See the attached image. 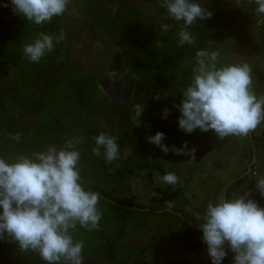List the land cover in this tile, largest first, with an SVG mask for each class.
<instances>
[{"label": "rangeland", "instance_id": "1", "mask_svg": "<svg viewBox=\"0 0 264 264\" xmlns=\"http://www.w3.org/2000/svg\"><path fill=\"white\" fill-rule=\"evenodd\" d=\"M197 2L213 15L189 28L194 45L179 46L182 25L166 18L158 0H70L63 15L42 25L3 7L10 0H0V158L12 162L84 138L78 145L80 182L85 190L110 197L100 195L97 230L79 225L71 230L74 242H84V264H211L196 220L207 203L244 178L228 197L251 189V198L264 208V198L254 189L264 177V119L247 137L217 139L213 131L180 130V113L173 106L180 103L195 53L202 49L218 51L222 64H247L250 92L264 97V15L255 13L254 4L237 6L236 0ZM47 24H54L63 39L39 63H30L23 45L34 42ZM163 24L171 27L162 31ZM177 48L188 50L186 60L193 63L175 73L165 69L163 87L158 61ZM156 93L159 100L153 98ZM134 103L145 104L139 127L131 120ZM165 108L170 112L162 118ZM100 132L117 138L121 154L113 164L105 163L103 150L100 156L92 152V137ZM156 132L165 133L169 148L187 142L196 149L195 159L171 151L165 155L146 140ZM168 172L179 177L177 185L160 181ZM115 199L133 205L114 208ZM131 209L142 213L131 214ZM233 255L229 251L222 264H231ZM0 264L46 262L5 239L0 240Z\"/></svg>", "mask_w": 264, "mask_h": 264}, {"label": "clouds", "instance_id": "2", "mask_svg": "<svg viewBox=\"0 0 264 264\" xmlns=\"http://www.w3.org/2000/svg\"><path fill=\"white\" fill-rule=\"evenodd\" d=\"M167 19L181 24L178 45H194L196 37L189 28L212 17V12L197 0H158ZM70 0H10L13 13L28 22L42 25L61 16ZM255 5L254 11L264 15V0H236L237 6ZM169 24L161 26L167 31ZM63 35L38 33L32 43L23 45V55L30 63H39L54 50ZM218 51L197 50L190 83L182 90L179 104L178 128L186 134L199 129L213 131L217 139L228 136L247 137L264 119V97L258 99L250 86L253 81L247 64H222ZM186 64L193 61L185 60ZM167 96V93H163ZM161 98L160 93L153 97ZM132 124L139 127L145 104L132 105ZM170 110L165 108L162 118ZM19 139V135L15 137ZM165 133L156 132L146 137L167 155L191 156L195 148L184 142L180 148L163 143ZM92 152L101 155L106 164L120 158L121 149L115 136L100 132L92 137ZM83 137L68 139L60 149L50 147L31 155H19L12 162L0 158V240L15 242L20 252H35L46 264H84V242H74L71 230L77 225L88 231L97 230L102 213L97 205L98 192L88 191L81 184L78 145ZM191 159V160H192ZM111 171V169H109ZM166 185H177L179 177L168 172L159 177ZM254 189L264 198V177L256 180ZM249 189L229 198L225 192L209 201L202 215L196 217L198 230L211 264H222L229 251L234 255L231 264H264V208L251 198ZM167 202V208H172Z\"/></svg>", "mask_w": 264, "mask_h": 264}, {"label": "trees", "instance_id": "3", "mask_svg": "<svg viewBox=\"0 0 264 264\" xmlns=\"http://www.w3.org/2000/svg\"><path fill=\"white\" fill-rule=\"evenodd\" d=\"M40 32H43L45 34H55L57 36V30L54 24H47L45 25ZM38 36L35 38L37 39ZM189 52L188 50L184 49V48H177L175 50V52H173L170 55H167L165 57H163L161 60L158 61V66L156 67V69L158 70L159 73V81H160V85L165 87L167 86V77H168V70H170L172 73L177 72L180 67L185 63V60L187 59ZM165 69H168L165 73L166 76L164 74ZM244 182V178H241L237 181H235L234 183L230 184L227 189H226V196H230L231 193H233L235 191V189L237 187H239L242 183ZM88 191H93V192H98L100 195H102L105 199H109L110 197L107 196L105 193H103L102 191L98 190V189H93V190H88ZM172 197H170L171 199ZM165 199H169V198H165ZM112 207L114 208H120V205L126 206V208L128 209L127 205H133V203L131 204H126L124 201L121 200H116L115 199V203H110ZM140 207V206H139ZM141 209V208H139ZM132 210V211H131ZM130 212L131 214H136V213H142V210H138V209H131ZM148 211H145V214H148ZM10 244H6L2 247V252L6 253V251L9 249Z\"/></svg>", "mask_w": 264, "mask_h": 264}, {"label": "crops", "instance_id": "4", "mask_svg": "<svg viewBox=\"0 0 264 264\" xmlns=\"http://www.w3.org/2000/svg\"><path fill=\"white\" fill-rule=\"evenodd\" d=\"M43 27H44V26H43ZM43 27H42V28H43ZM42 28H41V29H42Z\"/></svg>", "mask_w": 264, "mask_h": 264}]
</instances>
